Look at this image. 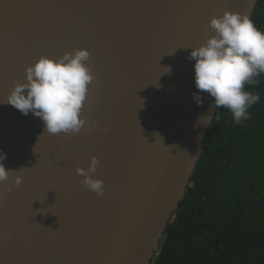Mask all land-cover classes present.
<instances>
[{"label":"water","instance_id":"1","mask_svg":"<svg viewBox=\"0 0 264 264\" xmlns=\"http://www.w3.org/2000/svg\"><path fill=\"white\" fill-rule=\"evenodd\" d=\"M257 1L0 0V103L42 55L86 49L94 77L91 127L76 134L0 104V151L16 170L0 183V264H151L216 112L207 93L193 99L191 48L215 34L211 18L251 19ZM93 156L103 196L76 171Z\"/></svg>","mask_w":264,"mask_h":264},{"label":"trees","instance_id":"2","mask_svg":"<svg viewBox=\"0 0 264 264\" xmlns=\"http://www.w3.org/2000/svg\"><path fill=\"white\" fill-rule=\"evenodd\" d=\"M252 22L264 32V0ZM245 90L260 94L237 124L219 108L203 140L184 198L151 264H264V75Z\"/></svg>","mask_w":264,"mask_h":264},{"label":"clouds","instance_id":"3","mask_svg":"<svg viewBox=\"0 0 264 264\" xmlns=\"http://www.w3.org/2000/svg\"><path fill=\"white\" fill-rule=\"evenodd\" d=\"M209 27L214 30L206 43L191 48L189 60H194V83L198 92L193 99L203 103L201 93L214 98L210 108H226L237 124L251 118L249 109L260 101V94L245 90V85H256L264 75V32L252 20L239 12L225 10L222 16L213 17ZM90 53L80 48L65 52L58 58L40 56L25 69V82L14 81L7 103L23 115L31 112L44 122L50 134H76L90 128L87 117L82 115L93 75L88 61ZM170 72V69H166ZM211 116L198 118L196 127L207 124ZM95 124V121L92 122ZM106 131V129H102ZM156 137L162 140L158 133ZM6 154L0 151V183L9 179L10 172L3 163ZM99 166L93 156L88 167L76 169L83 179L79 182L98 196H103V181L95 178ZM21 177H13L18 186ZM8 192L12 191L7 187Z\"/></svg>","mask_w":264,"mask_h":264}]
</instances>
